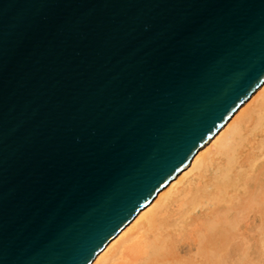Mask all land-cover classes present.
<instances>
[{"label": "water", "instance_id": "water-1", "mask_svg": "<svg viewBox=\"0 0 264 264\" xmlns=\"http://www.w3.org/2000/svg\"><path fill=\"white\" fill-rule=\"evenodd\" d=\"M264 83V0H0V264H91Z\"/></svg>", "mask_w": 264, "mask_h": 264}, {"label": "bare ground", "instance_id": "bare-ground-1", "mask_svg": "<svg viewBox=\"0 0 264 264\" xmlns=\"http://www.w3.org/2000/svg\"><path fill=\"white\" fill-rule=\"evenodd\" d=\"M91 264H264V83Z\"/></svg>", "mask_w": 264, "mask_h": 264}]
</instances>
